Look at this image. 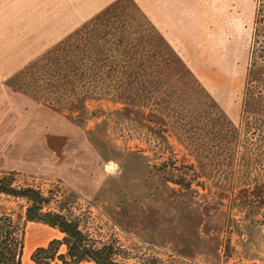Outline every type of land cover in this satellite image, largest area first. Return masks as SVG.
Instances as JSON below:
<instances>
[{
  "label": "rangeland",
  "instance_id": "obj_1",
  "mask_svg": "<svg viewBox=\"0 0 264 264\" xmlns=\"http://www.w3.org/2000/svg\"><path fill=\"white\" fill-rule=\"evenodd\" d=\"M259 1L0 0V74L45 109L22 142L59 162L0 178L39 189L118 261L264 264ZM28 204L0 193V216L26 230Z\"/></svg>",
  "mask_w": 264,
  "mask_h": 264
},
{
  "label": "trees",
  "instance_id": "obj_2",
  "mask_svg": "<svg viewBox=\"0 0 264 264\" xmlns=\"http://www.w3.org/2000/svg\"><path fill=\"white\" fill-rule=\"evenodd\" d=\"M261 2L262 0L258 2L254 18L251 53L254 52L252 46L259 36L258 27L261 24V18L259 19L258 16L264 11V4ZM12 174L14 173L9 172L0 178V193L27 199L29 204L26 219L28 221L48 224L62 233V237L54 238L46 246L35 249L31 255L32 264H56L57 262L79 264L82 261H93L96 264H138L118 261L115 257L117 247L112 243H101L91 238L89 233L82 230L78 218L73 219L62 210H44L48 198L37 188L31 186L16 187L12 177H10ZM169 180L185 188H189L191 185L184 177L177 179L171 177ZM23 248V236L12 218L8 215L0 216V264H21ZM150 259L145 264H158L160 262L158 261L159 258L154 256Z\"/></svg>",
  "mask_w": 264,
  "mask_h": 264
},
{
  "label": "crops",
  "instance_id": "obj_3",
  "mask_svg": "<svg viewBox=\"0 0 264 264\" xmlns=\"http://www.w3.org/2000/svg\"><path fill=\"white\" fill-rule=\"evenodd\" d=\"M8 75L10 73L0 74V175L5 171L17 169L56 176V166L59 162H56L53 148L46 147L43 141L40 143L36 141L35 147H28V142H22V136H26L28 131L31 132L27 139L37 134L35 129L41 130L44 127L45 109L40 102L35 101L25 92L13 89L12 83L6 79ZM27 207L24 211L25 219ZM8 216L17 225L12 215L8 214ZM31 222L33 224L26 226V230L23 231L17 226L24 241L21 264H32L30 259L35 249L46 246L54 238L62 237V233L57 228L41 222ZM54 232L57 234L53 235ZM26 248L29 250L26 251ZM79 264L96 263L82 261Z\"/></svg>",
  "mask_w": 264,
  "mask_h": 264
},
{
  "label": "water",
  "instance_id": "obj_4",
  "mask_svg": "<svg viewBox=\"0 0 264 264\" xmlns=\"http://www.w3.org/2000/svg\"><path fill=\"white\" fill-rule=\"evenodd\" d=\"M109 167H114V164H109Z\"/></svg>",
  "mask_w": 264,
  "mask_h": 264
}]
</instances>
